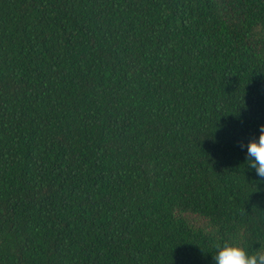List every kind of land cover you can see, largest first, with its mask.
I'll return each instance as SVG.
<instances>
[{
  "label": "trees",
  "instance_id": "trees-1",
  "mask_svg": "<svg viewBox=\"0 0 264 264\" xmlns=\"http://www.w3.org/2000/svg\"><path fill=\"white\" fill-rule=\"evenodd\" d=\"M261 125L264 0H0V264L258 249Z\"/></svg>",
  "mask_w": 264,
  "mask_h": 264
},
{
  "label": "clouds",
  "instance_id": "clouds-1",
  "mask_svg": "<svg viewBox=\"0 0 264 264\" xmlns=\"http://www.w3.org/2000/svg\"><path fill=\"white\" fill-rule=\"evenodd\" d=\"M245 147V145H241ZM247 164L256 170L257 176L264 180V125L260 126L259 139L253 138L247 144ZM260 247L249 251L242 239L235 236L219 240L214 244L215 254L213 260L215 264H264V243Z\"/></svg>",
  "mask_w": 264,
  "mask_h": 264
}]
</instances>
